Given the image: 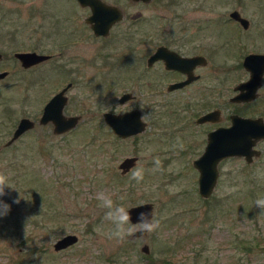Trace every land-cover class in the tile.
I'll return each mask as SVG.
<instances>
[{
    "label": "rangeland",
    "instance_id": "374dc122",
    "mask_svg": "<svg viewBox=\"0 0 264 264\" xmlns=\"http://www.w3.org/2000/svg\"><path fill=\"white\" fill-rule=\"evenodd\" d=\"M124 4L129 12L135 10ZM234 9L249 20L248 28L229 17ZM144 11L147 20L190 21L189 42L194 51L205 48L209 59L206 109L221 108L225 123L233 112L264 118V77L255 100L244 105L228 101L233 87L248 78L243 57L264 53V0H175L167 9L153 4ZM86 13L65 0H0V72L7 71L0 79V173L15 188H6L0 197L10 205L0 216V264H264V215L255 206L264 196V139L256 145L261 155L251 163L243 157L223 159L213 193L201 197L192 159L203 150L206 134L196 129L191 114L202 109H188L182 129L172 107L148 113L144 93L150 76H141L140 65L131 61L144 50L137 28H130L133 36L123 28L115 38H96L84 22ZM33 50H62L64 58L57 62L65 67L59 72L57 64L43 61L21 67L14 52ZM109 53L113 56L107 58ZM117 57L129 61L111 63ZM69 79L75 84L67 91L65 112L81 119L55 135L50 123L40 125L38 119ZM125 91L134 98L119 104ZM132 108L144 113L148 126L118 139L102 113ZM21 117L35 126L6 146ZM190 142L186 153L176 150ZM129 155H137L136 166L144 168L139 184L130 171L122 176L117 168ZM156 158L159 170L153 172ZM101 192L127 208L153 203L158 228L122 241L108 238L111 225L99 206ZM120 196L126 199L121 202ZM68 233L76 234L77 242L54 250V242ZM145 244L148 252L141 250Z\"/></svg>",
    "mask_w": 264,
    "mask_h": 264
},
{
    "label": "flooded vegetation",
    "instance_id": "af4514ba",
    "mask_svg": "<svg viewBox=\"0 0 264 264\" xmlns=\"http://www.w3.org/2000/svg\"><path fill=\"white\" fill-rule=\"evenodd\" d=\"M65 1L70 2L74 7H79L87 11L86 16H84V22L88 25L92 34L96 38H107V39H109L110 37L111 39L115 38L114 34L116 32L118 33L123 28L129 29V31L127 30L126 33L130 36H133L135 31L134 30L131 31V29L133 27L137 28L138 40L140 44L143 45L144 50H143V55L141 56V58L136 59V61L135 60H131V61H132V64L135 66L140 65L139 72L141 76L142 75L144 76L146 74L150 76V78L146 80V86L149 88V91L144 93V98L146 97L144 100V105L147 108L146 111L150 113L151 108H157L158 106L172 107L174 108V112H176L177 118H180V120H182L181 121V129H182L184 126H186L184 123H186L187 121L185 120L183 121L184 119L183 117L185 113H187L188 109L193 108V107L201 108L202 109L201 112L194 114V115L191 114V118L194 121V126L196 127V129L199 128V130L204 131L206 134L205 145L203 147V150L198 154V156L204 151L206 143H207V135L211 130H214L220 126L229 125L230 116L232 114L241 115L238 112H233L230 115H228L229 123H225V122H221V120L223 119L221 108L214 107L213 109H206L209 106V94H208V81H209L208 79V65H209L208 60L209 59H208V56L204 52L205 48L202 47V51H199V50L194 51L191 43L189 42L192 35L190 36V33L186 31V29L190 21L189 20L174 21L170 19H167V20L165 19L164 20L145 19L146 16H145L144 8L146 6L157 4V7H161V8L165 7L167 9L173 5L175 0H65ZM96 2L100 3V7L113 6L117 10H119L121 13V19L115 21L110 26L107 34L105 35H96L93 32L91 25L86 21V19L92 14V6L96 9H101ZM124 2L130 3L132 6L135 7V10L133 12H129L128 6L126 7ZM109 15H111V13L107 12L103 15H98V16L99 17L102 16V18H108ZM159 15L158 17H161V16L169 17L170 16V15L166 16L165 13H160ZM233 20L236 21L235 19ZM240 26L242 25L240 24ZM42 54H46L48 56L47 59L44 60L43 62H47V63L54 62L53 64L54 65L57 64V68H59L58 69L59 72H61L62 69L65 67V64L63 62H62V65L57 62L58 58H61V59L64 58L62 50L49 51V52H45ZM110 55L111 53L106 55V57L108 58L110 57ZM188 60H190L191 62H189ZM127 61H129V59L117 57L115 61L111 63L114 64V62H116L119 65L120 64L126 65ZM135 62L136 64H134ZM242 66H243V60H242ZM249 75L250 73L248 71V78H249ZM263 77L264 75L261 78V86H262ZM248 78L242 81H239L236 85H238L240 82L246 81ZM186 80H190V81L185 84L178 85L179 83L186 81ZM74 84H75V80L69 79L66 82V85L62 86L58 90L60 91L61 89H63L64 87L68 85V88L65 91V94L67 95V102L64 106L65 114H66L65 107L67 103L69 102V95L67 91ZM171 85H178V86L172 87ZM235 86L233 87L234 93L232 94V96L228 97L229 102H231L232 104L244 105V104H249L250 102L253 101V100L245 101V102L231 101L230 98L238 93V90H235ZM163 87L165 88L164 91L162 90ZM195 89L196 91H194ZM259 89H258V92H259ZM58 91L54 92V94L57 93ZM125 92L131 93L130 91H125ZM125 92H122L120 96ZM170 94H173L172 98L166 99V97H169ZM120 96L117 99V102L119 104H125L127 101L134 98V95L131 93V96L128 99H126L123 102H120L119 101ZM161 97H164V98L161 99ZM176 108H178L179 110L177 111ZM135 109L139 112V117L141 119V116L142 115L144 116V113H142V111L138 108L124 110L122 112L121 111L116 112L113 110L104 111V112L120 114V113H124L127 111L135 110ZM214 109H218L220 111L219 120L214 121V122L213 121H202V122L197 121V119L200 116ZM103 113H102V116H103ZM66 115H78V114H66ZM241 116H244V115H241ZM250 117H255V116H250ZM143 123H144V129L141 132L145 131L148 126V121L146 119L143 121ZM106 125L107 127H109L111 132L118 139L129 138L131 136L141 133V132H138L130 136L121 137L113 132L111 126H109L108 124ZM209 125H212V127H209ZM150 127L151 125L149 126V129H151ZM165 130H168V129H165ZM189 146H191V142L185 143L184 147L183 146L181 147L178 145L176 147V150H178V152H181V154H184L189 150ZM130 156L136 157V161L133 166L135 167L136 164L138 163L139 157L137 155H129L125 157H130ZM125 157H123V159ZM194 159H192V167H194L193 165ZM119 163L117 164V168L119 169V172L121 174ZM132 168H130L127 172H129ZM127 172L125 174H127ZM125 174H121V175L123 176Z\"/></svg>",
    "mask_w": 264,
    "mask_h": 264
},
{
    "label": "water",
    "instance_id": "95a60500",
    "mask_svg": "<svg viewBox=\"0 0 264 264\" xmlns=\"http://www.w3.org/2000/svg\"><path fill=\"white\" fill-rule=\"evenodd\" d=\"M97 3V2H96ZM100 7V3H97ZM103 7V8H102ZM96 9L92 6V14L86 19L91 25L96 35L107 34L110 26L117 20L121 19V13L113 6H102ZM111 13L108 18H102L98 15ZM229 16L238 21L243 28L249 26V20L233 10ZM14 56L19 60L21 67L28 68L34 66L47 59L46 54L36 51H17ZM2 54L0 53V60ZM191 62L190 60H188ZM243 67L249 71L250 75L246 81L240 82L235 86L238 93L230 98L234 102L251 101L258 97V89L261 87V78L264 75V53H248L243 59ZM7 75V71L0 72V79ZM190 80L183 81L178 85L185 84ZM178 85H171L172 87ZM68 85L55 93L44 104L41 115L38 119L40 125L51 124L52 133L55 135L63 134L75 128L80 121V115H66L64 106L67 102L65 94ZM131 96V93H123L119 101L123 102ZM220 111L218 109L211 110L197 121H217ZM104 122L111 126L114 133L121 137L130 136L141 132L144 129V123L139 117V112L135 110L127 111L120 114L110 112L103 113ZM35 126V121L29 117H21L12 133L10 139L5 145H10L15 139L20 137L27 130ZM264 139V118L261 116L250 117L232 114L230 116V124L220 126L211 130L207 135V143L204 151L193 161L194 167L198 171L197 183L198 193L203 198H208L213 193L219 177V163L228 157H243L246 163H251L254 158L261 155V150L256 147L258 141ZM136 157H125L120 163L119 168L121 174H125L135 164ZM132 214V221H137L140 212H153V203L142 202L128 207ZM145 233L137 232L133 236L139 237ZM78 237L74 233H68L58 238L54 242V250H63L75 242ZM141 250L148 252V246L145 244Z\"/></svg>",
    "mask_w": 264,
    "mask_h": 264
},
{
    "label": "clouds",
    "instance_id": "9594fccd",
    "mask_svg": "<svg viewBox=\"0 0 264 264\" xmlns=\"http://www.w3.org/2000/svg\"><path fill=\"white\" fill-rule=\"evenodd\" d=\"M145 120V116H141V121ZM179 142V138H178ZM182 147V144H181ZM156 167L152 169L153 172L159 170L160 160L155 159ZM130 178L136 183H140L144 179V168L135 166L130 170ZM15 189L9 182V177L0 173V197L6 195L5 189ZM100 201L99 206L105 210L104 220L107 221L111 228L106 233L108 238L124 240L126 237L132 236L137 232L152 233L158 226L160 221L155 217L153 212H140L137 221L133 223L132 214L129 208L125 207L123 203H117L111 193L101 192L97 196ZM126 199L125 196H120L119 200L122 202ZM18 203V200L15 201ZM255 206L260 210V214L264 215V196L258 197L255 200ZM10 211V205L0 200V216L7 215Z\"/></svg>",
    "mask_w": 264,
    "mask_h": 264
}]
</instances>
